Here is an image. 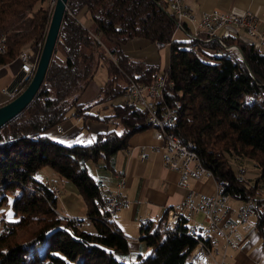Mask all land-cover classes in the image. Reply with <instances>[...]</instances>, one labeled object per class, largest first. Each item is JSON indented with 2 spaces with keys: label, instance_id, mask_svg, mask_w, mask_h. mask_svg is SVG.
Masks as SVG:
<instances>
[{
  "label": "trees",
  "instance_id": "obj_1",
  "mask_svg": "<svg viewBox=\"0 0 264 264\" xmlns=\"http://www.w3.org/2000/svg\"><path fill=\"white\" fill-rule=\"evenodd\" d=\"M55 2L0 0V38L4 39L0 68L24 52L37 64ZM43 4L48 8L43 9ZM175 29V17L162 0L67 1L41 87L24 111L0 129V204L8 193L13 194L11 220L0 219V264L130 263L128 238L115 226L104 203L96 201L103 191L84 166L87 161L96 164L127 150L132 135L152 126L141 109L118 105L112 107L111 116L100 117L88 114L90 107L84 108L79 100L102 65L107 67V81L100 88L98 103L121 97L128 78L152 83L159 72L131 62L121 50L132 39L169 45L162 105L176 112L177 123L171 132L181 144L190 146L215 181L224 184L226 199L254 204L264 249V53L253 44L222 39L226 47L238 48L239 58L214 39L205 42V35L188 44L177 43L172 40ZM97 34L117 65L93 38ZM203 49L220 55L205 56ZM21 89L19 86L15 95ZM70 111L86 121L103 123L105 134L88 146H67L44 136L66 121ZM228 157L252 161L258 169L253 185L239 179L243 169L235 173ZM44 167L75 187L87 208V216L79 223L90 221L93 233L76 229L56 215L57 198L51 194V186L35 179ZM258 183L263 185L261 193ZM170 213L162 216L153 232L152 225L141 228L145 236L140 241L153 252L138 264H187L196 242L183 225L174 232L166 231L165 216L167 222ZM30 225L35 227L31 232ZM42 246L44 254L38 257Z\"/></svg>",
  "mask_w": 264,
  "mask_h": 264
},
{
  "label": "crops",
  "instance_id": "obj_2",
  "mask_svg": "<svg viewBox=\"0 0 264 264\" xmlns=\"http://www.w3.org/2000/svg\"><path fill=\"white\" fill-rule=\"evenodd\" d=\"M162 1L167 3L168 0ZM182 2L187 7L188 12L193 16L194 23L193 25H185V30L174 31L172 40L177 43L188 44L194 33V28L197 23H199L202 15L216 10L235 14L237 16L252 14L257 19L264 21V0H182ZM81 22L88 27L86 21L81 20ZM226 38L253 44V40H251L246 35L245 31L240 28H222L216 32L214 40H222ZM121 50L131 62L152 67L159 73L168 71L170 57L169 45L157 47L156 44H152L144 39H132L125 45H122ZM203 50L205 51V56L212 57L220 55V53L214 51L207 49ZM260 51L264 53V47L261 48ZM106 56L109 58L108 55ZM106 69V65L102 67L103 74L99 77L97 76V71L93 81L88 85L86 91L80 97L79 104L84 108L90 107L87 112L88 114L101 117L103 114L100 113L101 110L110 108L111 114L108 115L109 117L112 115V107L118 106L111 104L106 107L102 105L106 102H113L115 99L104 100L102 103H98L100 88H102L107 81ZM19 75L20 62L18 60L0 68V106L9 102L15 96L17 85H15L14 82ZM103 75L105 76V79ZM96 83L98 85H96ZM121 97L124 99L123 94ZM123 104L119 106H123ZM72 119L75 124L79 125L81 131L96 133V136L103 135L106 132L107 127L103 123L86 121L83 118L74 115L72 116ZM114 124L116 123L114 122ZM62 129L63 135L61 136H57L53 129L46 132L44 136L56 142L65 138L70 140L75 128L64 126L63 124ZM116 130L117 133H122L121 127H117ZM154 134L155 129L149 127L140 133L132 135L128 140L127 150L118 152L111 156L109 160L102 159L96 163L95 166V171L110 168V175L106 172L103 174L104 177H99L100 180H105L107 187H104L100 181L93 178L99 183L101 191H116L117 183L119 181L118 177L122 176L125 178V185L121 189V194L128 200L129 208L122 209L115 216L113 215V221L115 226L126 238H128V235L125 234L127 233L126 227L129 222L138 220L140 223L141 220H147L148 224L146 226H153V224H156L161 220L162 216L168 213L167 210L171 206L181 202L187 194L186 190L177 186L178 175L163 166L159 155L149 153L147 160H140L138 150L141 146L157 144L154 140ZM246 180L250 181L248 177H246ZM44 184L50 185V188L53 186L57 187L56 184ZM213 188L214 183L211 182L209 178H203L198 182L192 183L193 190L206 196L213 195ZM68 191L70 192L69 194H64L61 197L62 203L64 202L67 207L65 212L69 213H65L64 216L69 215L76 219H85L87 216V208L79 193L77 190L76 193H73L71 190ZM59 198H57V201ZM227 204L234 210H239L245 206V203L242 206H235L233 202L229 203L228 199ZM195 220L201 222L202 217L196 216ZM251 220H254V222H251ZM81 230H84L82 225ZM224 231L227 233L230 232L228 224L225 225ZM132 235L134 236L135 233ZM231 238L237 244V248L227 250L225 264H264V249L262 247L260 234L256 229V219L254 217L250 218L245 225L240 226L235 232H233ZM137 241H140V239ZM128 246L129 251L130 249L132 250V247L138 251L141 250V244H129L128 242Z\"/></svg>",
  "mask_w": 264,
  "mask_h": 264
},
{
  "label": "built area",
  "instance_id": "obj_3",
  "mask_svg": "<svg viewBox=\"0 0 264 264\" xmlns=\"http://www.w3.org/2000/svg\"><path fill=\"white\" fill-rule=\"evenodd\" d=\"M167 7L175 17V30H184L185 25H193L194 18L188 12L182 0H168ZM226 27L243 29L246 35L253 40V45L257 49L264 47V21L257 19L252 14L237 16L218 10L202 15L199 23L194 28L191 40L197 41L201 35H205V42H209L214 39L217 31ZM93 38L102 46L112 62L117 65V59L101 44L99 35H93ZM2 39L0 38V52ZM216 41L221 48L232 51L241 58L236 46L226 47L221 39H216ZM156 45L157 47L162 46L160 44ZM17 60L20 62L21 75L17 84L18 88L30 82L36 63L29 60L26 52L22 53ZM127 80L128 82L123 91V106L141 109L146 113L148 123H158L159 125V132L154 134V140L157 144L141 146L138 150L140 160H147L149 153L159 155L163 166L178 175L177 186L187 192L181 202L167 210V212L174 213V222H166L165 216L166 231L174 232L178 226L183 225L186 234L195 240L196 245L189 253L187 264H225L227 250L237 248L231 234L254 217V204L252 202L245 203V206L239 210L230 208L227 199L223 196L224 184L215 181L213 174L202 166L199 157L190 149V146L175 144V137L167 136L166 126H175L176 112L162 105L163 92L168 84L166 72L157 74L150 84H141L130 78ZM169 85L171 86V83ZM53 130L57 136L63 135V129L60 125L54 127ZM238 177L241 181H244L241 171ZM203 178L214 180V195L206 196L192 189V183ZM118 179L116 191H103L102 199L96 200L111 205L114 209V216L120 210L129 208L128 200L121 194V189L125 185V178L120 176ZM53 188L60 193L56 186H53ZM56 215L60 217V213H56ZM196 216H201L202 221H196ZM62 218L72 222L76 229L81 228L80 219L72 216ZM140 224L146 226L148 221L141 220ZM226 224L229 226V233L224 231ZM214 252H219V260L214 257Z\"/></svg>",
  "mask_w": 264,
  "mask_h": 264
},
{
  "label": "rangeland",
  "instance_id": "obj_4",
  "mask_svg": "<svg viewBox=\"0 0 264 264\" xmlns=\"http://www.w3.org/2000/svg\"><path fill=\"white\" fill-rule=\"evenodd\" d=\"M53 1H51V3L49 4V9L51 12L52 6H53ZM43 9L48 8L47 4H43L40 5ZM39 6L36 7V9H38ZM107 47H110V44L107 43L106 44ZM261 48H259L260 50ZM103 66V65H102ZM102 66L99 68L98 70V74L97 76H102ZM104 69V68H103ZM104 79L105 76L103 75ZM31 81V80H30ZM28 85V84H27ZM24 85L22 86V89L20 90V93L24 90V88L27 86ZM96 85H98L96 83ZM94 88V87H93ZM19 93V94H20ZM17 94V95H19ZM15 95V96H17ZM14 96V97H15ZM13 97V98H14ZM12 98V99H13ZM124 99H122V97H118L117 99H115L113 102L110 103H104L102 104L103 106H109L111 104L113 105H122ZM103 116H108L109 114H111V109H102L100 112ZM73 111L68 112V119L64 122H62L60 124V126L62 127V125L64 124V126H69V127H74L75 130L72 133L70 140H68L67 138L65 139H60L59 141H57L58 143L67 145V146H88L91 145L92 143H94V141L96 140V133H87L86 131H81L79 128L78 124H75L73 122L72 119V115ZM79 131V132H78ZM60 138V137H59ZM111 157H109L110 159ZM108 159V160H109ZM229 159V163L231 165L232 170L237 173L239 169H243L241 170L242 172V176L244 177V180L246 179V177H248L250 179L249 184H254L256 181V178L258 177V169L255 168V166L253 165L252 161L249 159H245V158H235V157H228ZM107 164V163H106ZM96 164L91 162V161H87L85 163V169L87 171V173L90 175V177L95 178L97 181H100V183L105 187H107V183L105 182V180H100L99 177H104L103 174H105L106 172L109 173L110 175V168L106 169V170H100V171H95L96 170ZM257 172V173H256ZM35 178L38 182L40 183H51V184H56L58 189L60 190V193H58L57 198V204H56V211L55 213H60V216L62 215V217H69V215L64 216L65 213L69 214L68 212H65V210L67 209L66 205L64 204V202L62 203L61 197L64 194H69L70 192L68 190H71L73 193H76V189L75 187L67 180H65L64 178L60 177L53 169H51L50 167H44L42 168L40 171H38V173L35 175ZM211 182L214 183L213 179H210ZM262 183H258V192L261 193L262 192ZM53 188V187H52ZM212 189V188H210ZM214 193L215 194V187L213 188ZM12 193H8L7 194V199L6 201H4L2 204H0V219H2L3 217L6 220H11V201H12ZM1 199V198H0ZM79 200V199H78ZM228 202L231 203L233 202V204L235 206H242L244 204V202L242 201H237L234 199H228ZM232 208V207H231ZM200 219V218H199ZM251 222H254V220H251ZM158 223L153 224V227L151 228L152 232L155 230V227L157 226ZM81 225L84 228V232L86 233H93V225L91 224L90 221H83L81 223ZM142 226L138 220L137 221H132L129 222V224L126 227V231L127 233H125L126 235H128V239H129V244H141V250L138 251L136 249H134L132 247V250L130 249V253H129V264H138L140 263V261L142 259H144L145 257L149 256L152 254L153 249L151 247H148V245H146L145 241H137L141 238H143L145 236L144 233H141L140 230ZM34 226L30 225L28 227V230L31 232L34 230ZM135 233V235L133 236L132 234ZM22 234V233H21ZM136 240V241H135ZM45 246H42L39 248V252L37 253L38 257L43 256V252H44ZM219 252H214V257L219 260L220 256L218 254ZM40 264H50L48 261H45L44 263H40ZM70 264H75L74 262H71Z\"/></svg>",
  "mask_w": 264,
  "mask_h": 264
},
{
  "label": "water",
  "instance_id": "obj_5",
  "mask_svg": "<svg viewBox=\"0 0 264 264\" xmlns=\"http://www.w3.org/2000/svg\"><path fill=\"white\" fill-rule=\"evenodd\" d=\"M67 1L56 0L55 2L45 41L31 81L19 95L0 106V129L24 111L33 101L41 87L53 55L62 20L65 16ZM20 78L21 75L16 78L15 85L19 83Z\"/></svg>",
  "mask_w": 264,
  "mask_h": 264
},
{
  "label": "bare ground",
  "instance_id": "obj_6",
  "mask_svg": "<svg viewBox=\"0 0 264 264\" xmlns=\"http://www.w3.org/2000/svg\"><path fill=\"white\" fill-rule=\"evenodd\" d=\"M4 39H2V44H1V52L0 54H3L4 53ZM22 55V54H21ZM20 55V56H21ZM172 85V84H171ZM176 123H177V115H176ZM150 125L155 129V132H159V125L158 123H150ZM174 126H166V134L168 137H175V144H181L180 140L178 139L177 136H175L174 134H172V129H173ZM51 194L54 196V197H57L58 196V191L55 189V188H51ZM102 195L103 193H101V199H102ZM103 204V203H102ZM98 205H100L98 203ZM104 209L107 213H109L110 215L109 216H113L114 215V209L111 207V205H108V203H104ZM98 208V207H97ZM100 208V207H99ZM103 208V206H102ZM167 222H174V213L171 212L168 217H167Z\"/></svg>",
  "mask_w": 264,
  "mask_h": 264
}]
</instances>
